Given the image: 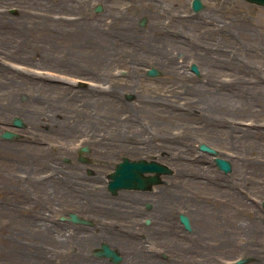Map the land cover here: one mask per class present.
Instances as JSON below:
<instances>
[{
	"label": "rangeland",
	"instance_id": "374dc122",
	"mask_svg": "<svg viewBox=\"0 0 264 264\" xmlns=\"http://www.w3.org/2000/svg\"><path fill=\"white\" fill-rule=\"evenodd\" d=\"M202 2L194 11L192 0H0V264H10L15 238L25 250L52 249L47 264H264V58L252 53L264 48V6ZM110 19L117 27L104 28ZM209 22L223 30H198ZM152 43L160 51L145 52ZM106 53L114 57L96 58ZM151 66L160 74L148 75ZM6 129L18 136L2 137ZM123 157L156 159L173 173L153 192L112 194L108 174ZM34 220L46 225L43 244L28 235L39 231ZM128 227L127 248L114 232ZM102 242L121 260L98 255Z\"/></svg>",
	"mask_w": 264,
	"mask_h": 264
},
{
	"label": "water",
	"instance_id": "95a60500",
	"mask_svg": "<svg viewBox=\"0 0 264 264\" xmlns=\"http://www.w3.org/2000/svg\"><path fill=\"white\" fill-rule=\"evenodd\" d=\"M250 2H254L260 5H264V0H248ZM193 9L198 11L202 9L203 3L201 0H193L192 3ZM102 9V5H98L96 7V11H100ZM146 19L143 18L141 24L144 25ZM192 70L196 73H199L198 66L193 63ZM159 70L156 67H151L148 69L149 75H158ZM13 124L15 126H22L23 120L21 117H15ZM18 136L16 132L6 129L2 133V137L4 138H13ZM86 149V147H84ZM200 149L209 151L210 153L214 154L216 164L223 169L226 173L232 170V164L230 160L219 156L218 151L213 148L212 146L208 145L207 143H201ZM146 172H155L152 175H146ZM173 170L166 164L160 163L158 161H149L146 159H137L131 160L128 157H124L122 161H120L115 170L109 175L111 178L108 183V188L112 191V193H117L119 189H141L147 188L150 184H159L164 182L161 178L162 174H170ZM70 218L73 221H81L85 222L86 220L79 217L76 213L71 212ZM180 219L184 223L187 229H191V221L188 215L185 213H180ZM98 255L110 257L114 262H118L121 260L122 256L118 252V250L112 248L108 243L103 242L101 247L97 251ZM249 257L241 258L237 261V264H243L249 261Z\"/></svg>",
	"mask_w": 264,
	"mask_h": 264
},
{
	"label": "bare ground",
	"instance_id": "6f19581e",
	"mask_svg": "<svg viewBox=\"0 0 264 264\" xmlns=\"http://www.w3.org/2000/svg\"><path fill=\"white\" fill-rule=\"evenodd\" d=\"M187 16L186 15H183V14H181V13H176V14H174V18H175V20L176 21H178V23L180 24V25H186V26H190L189 25V23L188 24H186V21H187V18H186ZM90 20H92L91 18H89ZM88 19V20H89ZM66 22H70V23H72L71 21H66ZM75 22V21H74ZM166 22H168L167 20H162L160 23H161V25L159 24V26H157V28H158V30H160V33H162V32H168L169 31V29H168V23H166ZM118 23H119V20H117V19H110L109 20V22L108 21H105L104 23H102L103 24V26H104V28L105 27H108V28H115V27H117V25H118ZM121 29H122V27H120ZM120 28H116L117 30H116V34H114V36H113V39L115 38L116 39V41H117V43H118V47H119V45H121L122 47H123V45L121 44L122 42H121V39H122V37H123V35L125 34ZM179 29V28H178ZM178 29H175L174 30V33L176 34V32H177V30ZM163 30V31H162ZM198 30H200V31H204V33H206V35H209V36H212V35H217L219 32H221L223 29L222 28H220L219 26H216V25H214L213 23L211 24L210 22L208 23V25H206L205 27H201V28H199ZM227 34L228 35H231V33L230 32H227ZM157 35L162 39L161 41H159V42H162V44H164V47H167V40H166V36L165 35H162V34H158L157 33ZM95 37V36H94ZM206 43H207V45H209L211 48H210V50H213V49H217V46H212L213 45V42L211 41H205ZM200 42H197L196 40H195V44H199ZM97 45L99 46V47H101V48H103V47H105V45L104 44H99V43H97ZM107 45V44H106ZM146 47H148V48H145V52H147V50L146 49H148V50H150V49H156L157 51H160L159 49H160V47H161V45H156V44H150V45H148V46H146ZM141 48V47H140ZM104 51V50H103ZM151 51V50H150ZM255 50L254 49H252V53L254 54V55H258L259 53H256L255 54ZM112 53H106V54H99V56L98 57H96L97 59H105V57L106 56H109V55H111ZM211 54H217L218 56L221 54V51L220 50H216L215 52H211ZM211 56H213L214 57V55H211ZM93 57V56H92ZM111 57H114L113 55H111ZM133 58H137V57H133ZM155 58H157L158 60L159 59H161V57L159 56H155ZM70 60V59H69ZM73 63H75V62H77V61H75L74 59L73 60H71ZM78 62H81L80 60L78 61ZM39 77H46V76H39ZM98 85V84H97ZM9 94H12V93H9ZM100 95H104L103 93H99ZM103 100L104 99H102L101 100V102H103ZM99 101V100H98ZM32 147L34 148V149H37L38 147L37 146H35V145H32ZM40 149H42L41 147H40ZM40 149H38V150H40ZM130 207V206H129ZM31 224L34 226V227H37V228H39V231L38 230H36V232H33V233H29L28 235L30 236V237H32V238H37L38 236H39V239L41 240V244H43V241H42V239L41 238H44V235L42 234V233H40V229H43V227L42 226H46V225H43V223L41 224L39 221H33V222H31ZM31 224L29 225V228H33L32 226H31ZM104 224V223H103ZM120 228V227H119ZM119 228H116V229H119ZM109 229V228H108ZM134 230L135 229H133V227H128V228H126V229H124V230H122V231H119V230H117L116 232H114V233H118V235L120 236H118V235H115L114 237H119L123 242H124V244H125V246L128 248V247H130V242L129 241H127V240H129L128 239V237L123 233V231L124 232H126V233H128L129 234V236L131 237V233H132V235H133V233H134ZM112 234V233H111ZM102 238H105V239H107V240H109V238H110V235H108L107 237H105V233H101V235H100ZM88 238L89 237H87V236H83V239H86V241H88ZM120 239H118L119 240V242H121V240ZM125 239H127V240H125ZM109 244V243H108ZM111 247H113L114 245L113 244H109ZM40 247H42V246H31V244H30V247H27L26 248V250L24 249V247L22 246V244H21V242L20 241H18L16 238H15V240L13 239V242H12V246H9V249L6 251L8 254H9V260H10V264H47V262H48V255H47V253L49 252V251H53L52 249H50V248H48L47 250H45L43 247L39 250V252H37V249H39ZM73 247H74V249H75V246L73 245ZM120 251V250H119ZM120 253V252H119ZM121 255V254H120ZM65 260H67V259H65ZM0 261H1V259H0ZM6 262V261H5ZM68 263L69 264V261H64V262H62V264H65V263ZM52 264H56V263H52ZM88 264V263H87Z\"/></svg>",
	"mask_w": 264,
	"mask_h": 264
},
{
	"label": "flooded vegetation",
	"instance_id": "af4514ba",
	"mask_svg": "<svg viewBox=\"0 0 264 264\" xmlns=\"http://www.w3.org/2000/svg\"><path fill=\"white\" fill-rule=\"evenodd\" d=\"M253 48H255L254 50L256 51L255 52V54L256 53H259L256 57H260L261 59H263L264 58V48L262 49H259L258 51L256 50V49H258L257 47H253ZM121 58H124V57H121ZM261 85H264V81H262L261 82ZM218 89H221V90H225V89H229V87L227 86V87H225L224 86V83H218ZM163 122H165V121H163ZM161 127H163V125H162V123H161ZM157 142H159V141H157ZM157 142H152L153 144H155V143H157ZM168 152H164L163 154H167ZM151 158H154V157H151ZM148 191H151V192H153L154 191V189H152V190H148ZM144 207H146V209H149V210H152L153 208H154V206L151 204H145L144 205ZM146 224H148V223H146Z\"/></svg>",
	"mask_w": 264,
	"mask_h": 264
}]
</instances>
